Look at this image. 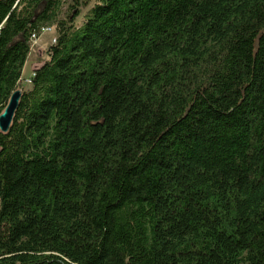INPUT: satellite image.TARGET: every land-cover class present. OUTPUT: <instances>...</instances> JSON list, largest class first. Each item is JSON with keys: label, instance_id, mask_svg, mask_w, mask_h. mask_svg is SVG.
I'll return each mask as SVG.
<instances>
[{"label": "trees", "instance_id": "1", "mask_svg": "<svg viewBox=\"0 0 264 264\" xmlns=\"http://www.w3.org/2000/svg\"><path fill=\"white\" fill-rule=\"evenodd\" d=\"M16 89L0 264H264V0H0Z\"/></svg>", "mask_w": 264, "mask_h": 264}, {"label": "rangeland", "instance_id": "2", "mask_svg": "<svg viewBox=\"0 0 264 264\" xmlns=\"http://www.w3.org/2000/svg\"><path fill=\"white\" fill-rule=\"evenodd\" d=\"M54 36V29L51 32H43L40 34L39 38L35 43L30 46V52L28 58L22 68L21 79L19 86L21 88H28L29 83L26 82L28 78L34 72V69L39 66L47 57L46 49L49 44H51V39Z\"/></svg>", "mask_w": 264, "mask_h": 264}, {"label": "water", "instance_id": "3", "mask_svg": "<svg viewBox=\"0 0 264 264\" xmlns=\"http://www.w3.org/2000/svg\"><path fill=\"white\" fill-rule=\"evenodd\" d=\"M20 96V89H16L11 93L6 106L0 113V132L6 133L10 129L14 113L19 104Z\"/></svg>", "mask_w": 264, "mask_h": 264}, {"label": "built area", "instance_id": "4", "mask_svg": "<svg viewBox=\"0 0 264 264\" xmlns=\"http://www.w3.org/2000/svg\"><path fill=\"white\" fill-rule=\"evenodd\" d=\"M51 31H52V27H49V26L43 27V28L41 29V33H43V32H51ZM41 33H40V34H41ZM38 38H39V37H38L35 33L31 35V46L35 43V41H36ZM51 42H52V43L55 42V36L52 37ZM33 75H34V72H33L32 75L30 76V78H28V79L26 80L27 83H29V84L31 83V79H32Z\"/></svg>", "mask_w": 264, "mask_h": 264}]
</instances>
